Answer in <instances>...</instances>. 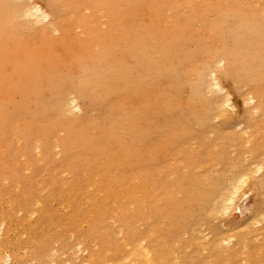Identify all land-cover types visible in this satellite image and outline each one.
Listing matches in <instances>:
<instances>
[{"label": "bare ground", "instance_id": "bare-ground-1", "mask_svg": "<svg viewBox=\"0 0 264 264\" xmlns=\"http://www.w3.org/2000/svg\"><path fill=\"white\" fill-rule=\"evenodd\" d=\"M21 2L0 0V141L17 130L12 136L29 146L36 142L33 149H38L42 161H49L50 149L60 147L58 154L70 169L61 158L53 166L63 164V172L68 169L73 179L70 185L58 178L61 186L52 182L56 178L51 181L50 174L54 176L51 172L59 168L50 166L54 168L47 173L51 184L48 179L46 184L58 183L69 191L59 192L55 186L59 195L47 190L46 196L58 195L71 215L58 218L49 204L41 208L45 198L39 195L35 200L43 201L39 209L38 203H32L37 204L33 211H42L36 212L38 232L47 226L50 238L48 229L61 230L64 225V232L67 226L79 238L81 223L86 222L95 241H102L101 251L88 255L89 264L106 260L110 264H264V0H254L255 6L252 0H46L47 12ZM23 19L28 25L45 20L47 28L37 30L38 39L28 38L25 28H20L24 34L18 29ZM74 29L80 31L77 37L71 36ZM52 32L59 37L51 38ZM190 40L194 41L191 51L185 48ZM204 58L211 62H203ZM73 73L78 74L75 80L65 77ZM215 73L232 82L245 105L236 129L218 138L228 139L225 143L236 153L210 152L200 144L208 142L207 134H202L206 141L197 140V149L189 147L198 136L193 133L200 129L220 135L213 119L222 122L220 128L228 126V102ZM191 75L194 83L189 81ZM162 80L169 87L160 88ZM67 84L75 99L89 101L92 118L65 117L79 111L74 98L67 102L61 96ZM183 85H188L189 97L181 103L178 93ZM12 93L19 94V103L11 106L14 114L5 113L1 101ZM185 107L192 128L200 127L192 133L188 115L181 114ZM22 111L26 118L19 124L14 115ZM156 112L166 117L158 122ZM59 131L62 138L53 139ZM239 149H247L246 161ZM238 153L243 156L241 164ZM252 166L263 172L261 176L251 178ZM247 180L254 191L248 215L229 231H220L210 221L239 210L240 190ZM107 217L119 224L123 245L110 241L111 230H107L111 236L99 230ZM137 222L144 224L145 231L137 230ZM158 222L166 228L157 227ZM202 227L208 229V236L200 233ZM238 228L242 232H233ZM63 231L64 236L68 230ZM58 234L54 240H59ZM84 234L79 239L88 233ZM125 247L128 250L121 254ZM37 249H42L41 257L45 247Z\"/></svg>", "mask_w": 264, "mask_h": 264}, {"label": "rangeland", "instance_id": "rangeland-1", "mask_svg": "<svg viewBox=\"0 0 264 264\" xmlns=\"http://www.w3.org/2000/svg\"><path fill=\"white\" fill-rule=\"evenodd\" d=\"M20 1H22L21 3L26 5V6H31V5L34 4L33 6L39 7V9L43 10V12H47L48 11L46 0H20ZM61 1L63 3H66L68 0H61ZM84 1L86 2V0H82V3H84ZM255 1L256 2L257 1L261 2V0H255ZM180 2H181V0H174V3H180ZM252 2L254 4V0H252ZM255 5L256 4H254L253 6H255ZM143 17L145 19H147L145 16H143ZM167 17H169V15H167ZM262 19H264V15L262 16ZM42 21L41 22L36 21V22H39L38 25H37L36 22L33 23V24L30 23V25H28L29 22L27 20L23 19V20H21V23L19 21L21 26L19 25L18 29L23 27L25 29H23V28L22 29L24 30V33H25V35H27L28 38H30V37L37 38V37H39V34H40L39 31H37V30H41V32H42V28L43 29L47 28L46 27L47 25H45V23H46L45 20H42ZM31 27L35 30L34 32L37 33V34H35L33 32ZM197 27H199V26H197ZM22 29H20V31H19L20 33H21ZM23 30H22V34H24ZM79 32H80L79 29H74L73 31H71V36L72 37H77L76 35H78ZM28 35L29 36L31 35V36L29 37ZM53 36H55L54 38H58L59 37V33H56V32L53 33L51 35V38ZM191 41H193V40H190L185 46V48L190 50V51L193 50V48H194V41H193V43ZM204 41H206V40H204ZM217 60H219V59H217ZM203 62L210 63L211 61H210V59L204 58ZM215 66H216V64L213 66V70L214 69L216 70L217 66L216 67ZM77 71L79 73V69H77ZM77 76H78V74H75V73H73L72 75H68V74L65 75V77H67L70 81L71 80H75L77 78ZM215 77H216V80L218 81L220 87L222 88L221 94L224 95V97L226 98V100L228 102L227 103L228 104L227 105L228 106L227 107L228 126L220 128L221 127L220 124H222V122L220 120H218V119H213L211 124L213 125V128L218 127L220 129V132L218 131L220 133V135H218L215 132H213V130L211 131L210 135H208V132H202L201 129L200 130L198 129L199 131L197 132L196 131L197 129L194 130L193 128L198 127V125L196 124L197 126L194 127V124H193V128H192V123L189 121L190 120L189 119V115L187 114L188 110L185 107L186 111L183 109L184 111H183V113L181 112V114L185 115L184 112H186V115H188V116H186L188 118V119L186 118V120H188L187 122H189L191 124V125L189 124V126H191V128H190L191 129L190 130L191 133H192V131H196V133H193V136L198 134V136L197 135H196V137L194 136L195 139H196L195 143H194V141L189 142V147H191L193 149H197V146L199 147V143L198 142L202 141V140H200V138L203 139V140L205 139V141L208 138L207 139L208 142L204 141L205 143L203 144L202 143L203 141H202L200 144H202L203 147L205 146V148L209 147V151L211 149L210 152L213 151L215 153H219L220 151H222V149L223 150L224 149H228V150L230 149L229 152L231 151L233 153V151H235V153H236L237 149L231 150V148H234V147H231V145H230V147H231L230 148L229 144L225 143V139H226L225 137L221 141H219V139H220V136H221V138L224 136L223 133H225V132L228 133L230 129L231 130L236 129L235 128L236 125L238 124V122L243 117V113H244V110H245V105L242 102V97L239 95L238 91L236 90V88L234 87V85L232 84L231 81L227 80L226 78H224L222 76H218L217 73H215ZM189 81L193 82V83L195 82L194 75L190 76ZM166 82H167L166 80H162L160 85H159V87L162 88V89L169 87V85H167ZM178 94H179L180 102L184 103L189 97V87H188V85H183L182 89H180V92ZM61 96L64 97V100L67 101V102H72L76 98V97L73 96V90L71 89V84L70 85L69 84L65 85V87H64V89H63V91L61 93ZM0 98H2L1 95H0ZM18 98H19V94L18 93H12L10 95H7L6 97H3V100L1 101L2 110H4L5 113L14 114V113L11 112V106L13 104L19 103L18 102ZM74 101L77 104L79 111L74 109L73 111H71L69 113H66L65 117H67L69 119H81L82 116L84 118H86L84 115H87L88 118L89 117L92 118V116H94V112L91 110L90 103H89V101L87 99H85V98H83L81 100L75 99ZM181 111H182V108H181ZM151 115H153V113H151L150 116ZM155 115L158 117L157 118L158 122H159V120H162V119H164L166 117L165 113H162V112H156ZM95 117H96V115H95ZM24 118H26V114L24 115L23 111L20 114H18V115H14V120H17V122L18 121L21 122V120H23ZM182 118H183V116H182ZM14 125L17 126L18 124L14 123ZM38 126H41V125L39 124ZM42 126H43V124H42ZM198 128H200V127H198ZM93 130H94V132L93 131H91V132H93V134L94 133L97 134V129H96V131H95V129H93ZM12 131H14V130H11V133H8L7 134L8 136L4 140L0 141V151H1L0 155H1V157L3 156L2 158L0 157V213H1L0 216L1 215L4 216L3 219H0V264H89L90 261L89 260L86 261V260L90 256V253H94L95 254V253L100 252L101 250L99 249V245H100V248L102 249V246H101L102 241L100 242V239H101L102 235H100V234L103 232L102 233L103 236L106 235V234L110 235V232L108 233V231H110V230H111V233L113 232V234H111L112 236L110 235L111 237H113V239L110 238V241L113 242V240H114V242H113L114 244L116 242H120L121 241V243H119V244L116 243V245H118V246L119 245H123V240L121 239L123 234H120L121 232L118 229L119 224L115 220H113V219H111L109 217H107L106 221L103 222L105 225L101 226L102 224L100 223L101 225L100 224L99 225L101 227L100 226L98 227V225L95 227V229L97 227L99 228V230L101 228L103 229L102 232H100V234L98 235V236H100V238L98 236H94V237H98L99 238L98 242H100L101 244L97 243L96 242L97 241L96 238L94 239L91 236V234L89 233V231H87L86 222H82L81 223V226H82L81 229L83 231L82 232H78V234L82 233L81 234L82 236H83V233H85V234L88 233L86 235L84 234L85 236H84L83 239H79L82 236L78 238L77 234H74L73 233L74 231H71L67 226L65 227V229H67L68 231L65 230V232L67 231L66 232L67 234H65L64 235L65 237H64L62 235V231H63L64 225H61L63 227L58 226L59 228L61 227L62 231L59 230V229H54L55 230V232H54L53 227L48 229V233L49 234L50 233L53 234V235H49L48 234L49 237L51 238V240H48L50 238H48L47 231H45V228L47 229V226L42 225V227L44 226L43 228L41 227L42 233L38 232L40 228L38 227V229H37V227H35L37 225L36 223H38V221H39V219L37 218V217H39L37 213H39V215H40L42 213V211H41V209L38 210V211H33V210H37V208L34 207V206L37 207V204H35V202L38 200V198L39 199L41 198V200H42V198H45V199H43V201H45L44 204L42 203L43 201H40L39 202L40 204L38 202H36V203H38V209H39V205L41 206L43 204L41 208H45L46 207V209H47V207L49 206L48 209H52L55 212L54 215L56 217H58V218L68 217L67 215H71V213L69 212V210H67L60 203L61 200H57L56 199V198H58V195H59V193L57 192L59 190L58 188H60V190L61 189L63 190V188L59 187L56 184H58L60 181L62 182V184L63 183H68L69 181L73 182V179L71 181L70 178H72V176H71L70 173H68V169H70V168H68V166H66V164H64V161L61 158L62 155L58 154V151H59L58 149L60 147H57L58 148L57 149V148H54L56 146H54V147L51 146L53 148L50 149V151L48 153L49 154L48 155L49 156V161L50 162L53 161V164H51L46 158H45L46 161H42L43 156H42V159H40L41 157H40L39 153L37 152L38 149H36V152L38 154L34 151L33 148H34V146L36 147V145H35L36 142H34L35 144L34 143L31 144V142H33V141H31L30 142L31 145L29 146L28 145L29 143H27V141H23L24 139L21 138L22 139L21 140L18 137L15 139V137L17 136V133H16L17 130L14 131L16 133V136L15 135L12 136V134H13ZM8 132H10V131H8ZM59 133H61V131H59ZM55 134L56 133H54L53 136ZM202 134L203 135L207 134L205 136H208V137L205 138ZM58 135H60L61 138H62V136L64 134H62V133L58 134L57 133L56 137L54 136V138L53 137L52 138L53 139H58V140L61 139L60 136H58ZM93 136H97V135L94 134ZM214 136H216V137L218 136L217 139L218 138L219 139L217 140L216 137H214ZM209 138L212 139L213 141L210 140ZM213 138H215V139H213ZM197 140H200V141L197 142ZM214 140H215V145L216 146H213L214 145ZM226 140H228V139H226ZM54 141L55 140H53L51 142H54ZM16 142H19V143H16ZM206 143H208V144L210 143L209 145H211V144H213V145H211V146H209L208 144L205 145ZM219 144L222 145V147L223 146L224 147L222 148L221 146H219ZM51 145H53V144L51 143ZM217 146H219L218 149H217ZM1 147H2V149H1ZM215 147H216V151L214 149ZM226 147H228V148H226ZM21 148H22V150L25 149L24 150L25 153L23 151L21 152V150H20V153L18 152L19 149H21ZM242 149H239L240 151L238 150V152H240V155L244 156V160H245V158H247V157L249 158V156H247L248 151H246L247 149H244V150H242ZM16 151H17V153H15ZM225 151L227 153H229L227 150H224V152ZM241 152H242V154H241ZM246 152H247V154H246ZM2 153H3V155H2ZM56 153L59 156H57ZM40 154H42V153H40ZM229 154L226 155V156H228L226 158L230 157ZM245 154H246V157H245ZM211 155H213V154H211ZM37 156L40 157V158H38ZM238 156H239V153H238ZM239 157H237V159L240 160V161L241 160L243 161V158L242 157L239 158ZM60 158H61V162L64 164V166H66L68 168L66 170L67 172L65 170L63 172V169H66L64 167L62 169L63 164H59L61 166L56 165L57 168H59L60 173H59L58 169L53 166L56 163H59L58 160H60ZM38 159L41 160V162H39ZM35 160L38 161V163L35 162ZM242 161L240 162V164L242 163ZM43 162H44V164H43ZM46 162L47 163L49 162L48 164H50V165H48L47 167H44ZM213 164H214V166L217 165L215 163H213ZM51 165L54 168H56L57 171L53 170L54 172H51V170L54 169V168H52V169L50 168ZM227 165H224L225 169L227 168ZM220 166H221V164H220ZM42 167H44L46 171L44 170V168L42 169ZM228 167H229V165H228ZM216 168H218L216 171H217V173H219L218 170H220L219 168H221V167H219L217 165ZM49 169H50V171H49ZM252 169H254L253 166H252ZM216 171H214L213 173L215 174ZM254 171L256 173L255 172L253 173V171H252L253 177H251V178H257V177L261 176V174L263 173L262 171H258V170H257L258 171L257 172L256 169H254ZM49 172L54 174V176L52 174H50L52 176V178H50L49 177L50 175L47 174ZM55 172H56V174H57V172L59 173V174H57L56 177H55ZM71 173H72V171H71ZM213 173L211 172V174H213ZM220 173H221V170H220ZM220 173H219V175H220ZM219 175H218V177H219ZM48 177H49L50 180L51 179L53 180V179L56 178L57 181L56 180H53V181L51 180V181L52 182H54V181L58 182V183L55 184L56 187L58 186L57 187L58 190H56L55 186H52L55 189H52V187L49 186L51 184L50 183L51 181L48 179ZM57 178L60 181H58ZM47 179L49 180L48 182L50 184L49 183L46 184ZM61 182H60V186H61ZM251 182H252L251 180H249V181L247 180L246 184L243 185L241 190H240V194H239L240 200H239L238 205H237L239 207V210H234L233 212H231V214L228 217H223L222 218L220 216L217 219H214V221L213 220H212V222L210 221V224L213 223L212 225L215 226L219 230L223 229L222 231H226V230L229 231L235 225H238L239 223H241V220H243L248 215V212L250 210V207H251L253 199H254V191L252 190ZM68 184H66V185H68ZM46 185H47V188L45 187ZM66 185H64V186H66ZM48 186L50 187V189H48L49 188ZM62 187H63V185H62ZM69 187H71V186H69ZM69 187H67L66 189H69ZM47 190H53V191L55 190L54 192H56V194L58 193V195H56L54 192H52L51 194L54 193L52 195V198L55 195V199L54 198L52 199L51 196L49 195L48 197H50L51 199H48L46 201V199L48 198L46 196V194H50V192L47 191ZM62 190L59 191V192H62ZM64 191H69V190H63V192ZM70 191H71V189H70ZM177 195H180V194H177ZM178 197H180V196H178ZM33 201H35L34 202L35 205L32 204ZM27 205H29V206L26 207ZM43 210H45V209H43ZM28 211H30V212L32 211L33 214L32 213L29 214ZM27 214L30 215L29 218H28ZM7 218H8V220H7ZM61 223H63V222H61ZM116 224H118V226ZM134 225L137 228V230H140V232H143L145 226H144V224L142 222H137ZM105 226H106V228H105ZM159 226L163 227L164 229L166 228L165 227L166 225L160 224V222L157 223V227H159ZM55 228H57V225L55 226ZM104 228H105L106 231H104ZM95 229H94V235L96 234ZM205 229H206V231H205ZM52 230H53V233L49 232V231H52ZM57 230H59L60 233H59V231L56 232ZM99 230L96 229L97 233H99L98 232ZM198 230L200 231V233L201 232H203V233L206 232V235L208 234V232H207L208 229L207 228L202 227L203 231H201L200 228ZM104 232H106V233H104ZM233 232H237V233L238 232H242V229L238 228V229L234 230ZM39 233H40V235H39ZM42 234H44L42 237H45V238H43L42 241H39L42 238V237L39 238V236H41ZM55 234L56 235L58 234L61 237V239L59 237V240H58L57 239L58 237H57L56 240H54L55 237H53V236H56ZM87 235L91 236L93 239L91 237H89V236L87 238H85ZM202 235H204L205 238L208 236V235L206 236L205 234H200V236H202ZM46 236H47V238H46ZM62 236H63L64 239L62 238ZM74 236H76V237L74 238ZM103 236H102V239H103ZM88 238H91V239H88ZM44 239L46 240V243L44 242ZM39 242H42L41 244H43V246L45 247V249H43L45 252L44 251L42 252L43 253L42 256L44 258L42 256L40 257L41 254L39 252L42 251L41 247H43V246L41 245V246L38 247L37 243H39ZM45 244H46V246H45ZM84 245H85V247L87 249L84 247ZM36 247L40 248L41 251H38V249ZM127 250H128V247H125L120 252H121V254H124V252L127 251ZM35 255L37 257H40L41 259L43 258L44 261L41 260L40 258H37ZM109 257L110 256L108 255L107 259H109ZM110 262H111V260H106L104 262V264H110Z\"/></svg>", "mask_w": 264, "mask_h": 264}]
</instances>
